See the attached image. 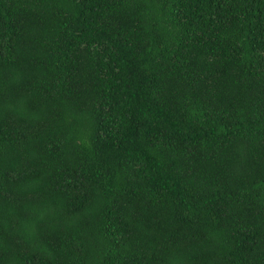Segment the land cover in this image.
<instances>
[{
  "label": "trees",
  "instance_id": "obj_1",
  "mask_svg": "<svg viewBox=\"0 0 264 264\" xmlns=\"http://www.w3.org/2000/svg\"><path fill=\"white\" fill-rule=\"evenodd\" d=\"M0 264H264V0H0Z\"/></svg>",
  "mask_w": 264,
  "mask_h": 264
}]
</instances>
